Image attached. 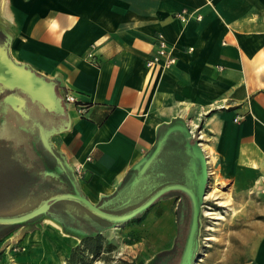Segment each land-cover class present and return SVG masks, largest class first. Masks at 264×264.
I'll use <instances>...</instances> for the list:
<instances>
[{
  "label": "crops",
  "instance_id": "0c3cea01",
  "mask_svg": "<svg viewBox=\"0 0 264 264\" xmlns=\"http://www.w3.org/2000/svg\"><path fill=\"white\" fill-rule=\"evenodd\" d=\"M0 33L13 60L76 98L51 143L82 166L92 203L126 200L125 179L177 119L234 191L264 184V0H0ZM160 33L176 63L148 67ZM79 243L45 219L14 244L16 263L59 264ZM257 243L264 264V232Z\"/></svg>",
  "mask_w": 264,
  "mask_h": 264
},
{
  "label": "water",
  "instance_id": "95a60500",
  "mask_svg": "<svg viewBox=\"0 0 264 264\" xmlns=\"http://www.w3.org/2000/svg\"><path fill=\"white\" fill-rule=\"evenodd\" d=\"M59 88L60 86L55 80L44 77L29 65L20 64L13 60L9 55V43L7 41L5 46H0V93L4 91L12 92L0 102V113L3 114V118L9 115L17 120L18 130L27 133L29 144L38 154H41L38 147L42 144L47 151L55 155L56 150L52 146L51 137L53 134L65 130L68 126V103L60 93ZM2 121L4 122L3 119ZM22 121H27V123H23V125ZM173 136L184 142L186 153L189 156L188 167L185 170V183L170 184L160 188L145 203L128 213L112 214L105 211L103 206L92 203L81 191L76 179L75 169L69 166L63 156L60 155L56 158L58 165L54 169L46 166L45 174L55 176L68 173L73 192L53 197L39 208L25 215L11 218L0 217V224L24 225L39 216L46 215L54 203L62 200H72L84 205L95 215L113 223L111 227L101 230L100 233H102L145 213L155 203L163 199L167 193L181 191L187 195L191 203V217L179 264H191L209 172L207 159L199 140L195 138L182 119H177L166 126L163 133L158 137L156 145L136 166L130 180L122 185L118 195L126 196V200L121 202V207L128 206L133 202L137 196L138 186L148 178L147 172L157 161L165 145ZM153 187L155 186H150L147 192H151ZM113 203L111 202V204ZM49 218L56 220L64 233L74 235L79 240L89 236L81 229L65 226L59 218L46 217L45 219ZM183 218L182 215L181 224ZM95 235V233L92 234V236Z\"/></svg>",
  "mask_w": 264,
  "mask_h": 264
},
{
  "label": "trees",
  "instance_id": "16d2710c",
  "mask_svg": "<svg viewBox=\"0 0 264 264\" xmlns=\"http://www.w3.org/2000/svg\"><path fill=\"white\" fill-rule=\"evenodd\" d=\"M164 130L165 126L160 129L159 136ZM38 148L41 154L35 152L29 143L21 145L17 141H12L7 134L0 135V217L11 218L25 215L39 208L53 197L73 192L68 173L55 176L45 174L46 166L54 169L58 165L56 158L60 154L57 151H55V155L51 154L42 144ZM188 163L189 156L186 153L184 142L173 136L147 172L149 179L142 181L138 186L137 196L130 205L121 207L122 201L105 205V201H109L113 197L105 198L99 205L112 214L128 213L145 203L160 188L170 184H184ZM132 173L134 171L125 179L124 184L130 180ZM150 186L155 187L148 193L147 190ZM171 198L180 200V205L177 212L178 235L173 245L161 252L171 253L168 254L170 256L168 264L175 262L179 256V251H182L179 241L183 238L185 243L191 217V203L186 194L181 191H173L164 195L163 199L159 201ZM143 214L130 220L129 223L138 222L144 216ZM182 215L184 218L181 224ZM46 217L59 218L65 226L81 229L89 234L88 237L80 240L73 251H70L68 255L69 264H92L93 259L97 258L101 252L110 253L116 248L114 243L107 241V237L100 233L101 230L111 227L113 223L95 215L84 205L72 200L54 203L46 215L39 216L24 225L0 224V244L19 229L20 232L13 242L21 241L27 233L34 231ZM94 233L96 235L92 236ZM184 243L182 242L183 245ZM85 255L92 256V260L88 261ZM106 260L110 261L109 258ZM121 264L130 263L121 261Z\"/></svg>",
  "mask_w": 264,
  "mask_h": 264
},
{
  "label": "rangeland",
  "instance_id": "374dc122",
  "mask_svg": "<svg viewBox=\"0 0 264 264\" xmlns=\"http://www.w3.org/2000/svg\"><path fill=\"white\" fill-rule=\"evenodd\" d=\"M18 129L17 127L15 134H10L9 137L20 143H29L27 133ZM2 132L6 133L4 127ZM208 172L209 179L201 206L191 264H256L255 254L258 251L254 250L256 244L259 249L260 243L257 241L264 232V184H257L250 191L238 192L226 183L228 193L220 191L215 195L213 186L222 181L215 175L212 167H208ZM168 200L169 202H157L138 222H127L110 229L106 236L107 241L114 243L116 248L110 253L101 252L93 259L92 264H121V261L130 264H160L166 256L161 252L169 249L178 235L177 212L180 200ZM135 228L137 230H133ZM19 232L20 229L1 242L0 264L5 252L10 254L9 262L6 259L5 264H17L15 254L19 253L20 248L16 246L14 250V244L17 243L13 240ZM183 240L181 238L179 241L180 250H183ZM182 252L179 251V256L172 264L180 263ZM68 255L59 264H69ZM85 256L88 261L93 258Z\"/></svg>",
  "mask_w": 264,
  "mask_h": 264
},
{
  "label": "built area",
  "instance_id": "2783aa9c",
  "mask_svg": "<svg viewBox=\"0 0 264 264\" xmlns=\"http://www.w3.org/2000/svg\"><path fill=\"white\" fill-rule=\"evenodd\" d=\"M183 20H185L183 18ZM157 51L156 53L147 61L148 67H153L156 65H162L164 67H171L176 63V57L174 56L173 52L169 49V46L165 40L163 34H158L157 36ZM64 99L67 103H76V98L74 95L66 93ZM81 113L84 112V108L80 109ZM242 119V116H239L235 119V122H239ZM82 166H77L75 170L78 172Z\"/></svg>",
  "mask_w": 264,
  "mask_h": 264
},
{
  "label": "flooded vegetation",
  "instance_id": "af4514ba",
  "mask_svg": "<svg viewBox=\"0 0 264 264\" xmlns=\"http://www.w3.org/2000/svg\"><path fill=\"white\" fill-rule=\"evenodd\" d=\"M0 38L1 39H4V36L2 33H0ZM10 94H12L11 91H4L3 93H0V102L7 96H9ZM2 119L4 120V122L2 121ZM22 124L24 123H27L26 122H21ZM23 124V125H24ZM3 127L7 133L8 136H11L13 134H15V129L18 127V122L15 118H11L9 115L8 116H5V118H3V114L0 113V135H5L6 133H3L2 130H3ZM26 135V134H25ZM27 136V135H26ZM10 138V137H9ZM12 141L16 142L17 140L16 139H13L11 138ZM18 142V141H17ZM20 143V142H18ZM24 144V145H27V143H21V145ZM168 254H171V253H167L165 258L161 260L160 264H168L169 263V259H170V256Z\"/></svg>",
  "mask_w": 264,
  "mask_h": 264
},
{
  "label": "bare ground",
  "instance_id": "6f19581e",
  "mask_svg": "<svg viewBox=\"0 0 264 264\" xmlns=\"http://www.w3.org/2000/svg\"><path fill=\"white\" fill-rule=\"evenodd\" d=\"M213 191L215 195L217 194V192H220V191L222 192L225 191V193H228V187L225 182H216L213 186ZM220 217L223 218V216H220Z\"/></svg>",
  "mask_w": 264,
  "mask_h": 264
}]
</instances>
